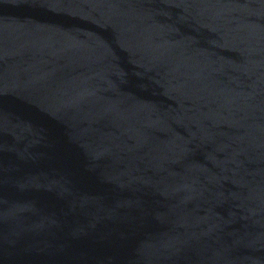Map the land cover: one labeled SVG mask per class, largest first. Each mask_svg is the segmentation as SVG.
<instances>
[{
    "label": "water",
    "instance_id": "1",
    "mask_svg": "<svg viewBox=\"0 0 264 264\" xmlns=\"http://www.w3.org/2000/svg\"><path fill=\"white\" fill-rule=\"evenodd\" d=\"M0 264H264V0H0Z\"/></svg>",
    "mask_w": 264,
    "mask_h": 264
}]
</instances>
